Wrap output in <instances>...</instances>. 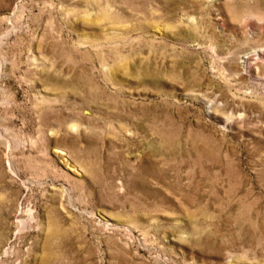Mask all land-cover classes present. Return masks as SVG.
<instances>
[{"label": "rangeland", "instance_id": "374dc122", "mask_svg": "<svg viewBox=\"0 0 264 264\" xmlns=\"http://www.w3.org/2000/svg\"><path fill=\"white\" fill-rule=\"evenodd\" d=\"M195 1L0 0V264H264V0Z\"/></svg>", "mask_w": 264, "mask_h": 264}, {"label": "bare ground", "instance_id": "6f19581e", "mask_svg": "<svg viewBox=\"0 0 264 264\" xmlns=\"http://www.w3.org/2000/svg\"><path fill=\"white\" fill-rule=\"evenodd\" d=\"M193 1L194 2H192V3H198L195 0H193ZM259 1H261V0H259ZM240 59H241L240 63L243 67H249V70L253 71V66L255 65V63L257 61L264 60V49L259 48V49H255L252 51H251V49L250 50L248 49V52H245L244 54H242L240 56ZM251 61H253V63L250 65ZM253 75H254V78H256V80H257L256 74H253Z\"/></svg>", "mask_w": 264, "mask_h": 264}]
</instances>
